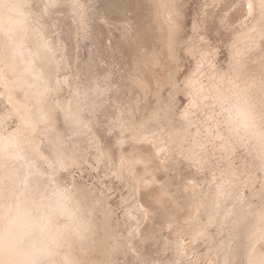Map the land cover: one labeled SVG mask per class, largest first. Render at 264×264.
Listing matches in <instances>:
<instances>
[{"label":"bare ground","instance_id":"obj_1","mask_svg":"<svg viewBox=\"0 0 264 264\" xmlns=\"http://www.w3.org/2000/svg\"><path fill=\"white\" fill-rule=\"evenodd\" d=\"M205 1L174 86L167 0H0V264H264V17Z\"/></svg>","mask_w":264,"mask_h":264},{"label":"rangeland","instance_id":"obj_2","mask_svg":"<svg viewBox=\"0 0 264 264\" xmlns=\"http://www.w3.org/2000/svg\"><path fill=\"white\" fill-rule=\"evenodd\" d=\"M170 7L175 11L178 10L180 13L178 15V18L180 19L181 23V35L179 38V41L177 43L176 47V55L178 59V64L180 66L181 76L180 81L176 83L174 82V86H178L181 83L182 78L186 73L189 72V69L193 65V62L189 55L186 52L187 42L189 38L193 34V24L195 21H197L201 17L202 10L205 8L206 1L205 0H167ZM228 50L226 48L225 44L220 45L219 50V59H218V65L220 68L225 69L227 67V61H228ZM176 83V84H175ZM174 87L168 86L165 87L162 91V95L160 97V111L159 115L164 117L169 112H174V115H179L184 106L186 105V98L183 96L178 97H171L170 93L173 90ZM0 111H2V107H0ZM181 123V122H180ZM12 125V124H11ZM13 126V125H12ZM181 168L184 167V164L180 165ZM178 168V167H177ZM95 180V179H94ZM98 186L100 189H103L102 183H98ZM115 190L119 189L121 185L114 183L112 185ZM108 193V192H107ZM110 194V192H109ZM116 193H111L110 198H112ZM115 204V203H114ZM117 216L119 215V211H117ZM204 246H201V249H203Z\"/></svg>","mask_w":264,"mask_h":264},{"label":"snow or ice","instance_id":"obj_3","mask_svg":"<svg viewBox=\"0 0 264 264\" xmlns=\"http://www.w3.org/2000/svg\"><path fill=\"white\" fill-rule=\"evenodd\" d=\"M245 7L248 9L249 14H251L253 5L251 3H247ZM258 7L260 9L261 16L264 17V0H260Z\"/></svg>","mask_w":264,"mask_h":264}]
</instances>
